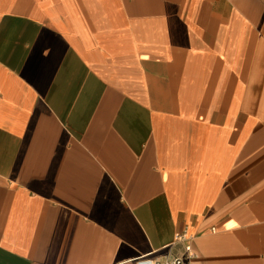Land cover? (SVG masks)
<instances>
[{
  "label": "crops",
  "instance_id": "0c3cea01",
  "mask_svg": "<svg viewBox=\"0 0 264 264\" xmlns=\"http://www.w3.org/2000/svg\"><path fill=\"white\" fill-rule=\"evenodd\" d=\"M264 264V0H0V264Z\"/></svg>",
  "mask_w": 264,
  "mask_h": 264
},
{
  "label": "built area",
  "instance_id": "2783aa9c",
  "mask_svg": "<svg viewBox=\"0 0 264 264\" xmlns=\"http://www.w3.org/2000/svg\"><path fill=\"white\" fill-rule=\"evenodd\" d=\"M177 240L183 243L180 255L164 262H157L151 258L142 257L137 259L134 264H191V260H193L196 255L192 248L190 238L186 237L185 234L182 233L178 235Z\"/></svg>",
  "mask_w": 264,
  "mask_h": 264
}]
</instances>
